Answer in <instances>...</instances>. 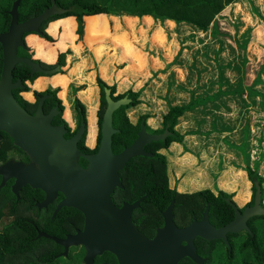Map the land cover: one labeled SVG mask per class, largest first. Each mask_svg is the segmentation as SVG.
Masks as SVG:
<instances>
[{
  "label": "flooded vegetation",
  "instance_id": "af4514ba",
  "mask_svg": "<svg viewBox=\"0 0 264 264\" xmlns=\"http://www.w3.org/2000/svg\"><path fill=\"white\" fill-rule=\"evenodd\" d=\"M53 2L56 7L63 8L62 0H0V81L6 73L9 75V84L16 86L11 89L12 97L29 114H34L40 100L45 98L41 105L42 112L48 115L57 109L51 123L64 127L65 140H71L84 123L76 147L79 152L78 164L87 169L90 163L88 157L98 152L102 138L98 116L100 97L97 108L92 113L86 109L90 105L82 103L77 96L79 89H75L74 104L67 101L68 94H71L67 86L69 77L74 74L73 77L81 78V68L88 59L73 35L78 20L69 16L52 20L57 16L54 15L37 26L38 33L24 34V21L38 16ZM66 8L72 9L71 6ZM63 19L71 24L65 26L64 33L55 46L57 39L54 34L59 31ZM88 32L92 46L108 36L106 32ZM44 42L48 50L40 52L38 43ZM29 43H33L31 51L27 48ZM65 43L73 46L74 54L68 57L65 67L70 69V74L62 76L63 65L60 63L58 48H62ZM98 50L102 55L104 48L99 46ZM29 52L32 57L28 56ZM26 58L44 72L32 73L24 65ZM74 60L78 62L72 66ZM6 65L8 71H5ZM57 69V72H53ZM55 77L58 85L53 84ZM38 80H41L40 83H36ZM83 80L88 85L82 98L91 102L95 92L93 73ZM78 102L82 104L83 110ZM147 118L141 122H144L148 135L161 134L168 128L166 126L163 129V120L160 129L150 128L146 124ZM113 128L117 130L115 134L122 131L120 128ZM159 130L162 132L157 133ZM139 131L140 128L128 147L122 144L116 147L113 144V134L112 154L117 155L129 148L137 139ZM153 144L143 148L152 157L131 158L118 171L117 183L106 182L103 185L106 192L104 196H108L107 206L58 208L66 198V187L61 181L55 180L57 177L31 176L28 172L25 174V183L21 184L22 178L14 175V169L9 167L17 164L26 168L31 159L25 150L14 143L10 134L0 128V264H174L173 236L168 230L163 232L166 227L176 226L182 229L193 221H202L207 204L210 223L215 228L224 226L225 224H220L218 215L209 213L208 202L202 207L204 198L192 199L189 195L194 193L177 191L169 182L168 175H158L154 170L153 173L150 170L148 174H142V167H146L148 163L142 159L153 158ZM160 152L161 150L157 154L161 155ZM152 164L149 163V166H154ZM250 200L242 207L236 205L239 211L251 206L253 203L249 205ZM171 203L173 205L169 209ZM248 220L246 224L250 228ZM238 233L246 237L251 231L241 230ZM226 237L229 246L222 239L207 240L198 235L193 239L197 254L204 260L203 264L229 263L227 254L231 251L232 237L229 233ZM182 243L186 245L185 241ZM178 264L198 263L184 257Z\"/></svg>",
  "mask_w": 264,
  "mask_h": 264
},
{
  "label": "rangeland",
  "instance_id": "374dc122",
  "mask_svg": "<svg viewBox=\"0 0 264 264\" xmlns=\"http://www.w3.org/2000/svg\"><path fill=\"white\" fill-rule=\"evenodd\" d=\"M236 2L240 7L239 13H235V8L233 9L232 7V9L228 11V13L226 12L225 15L219 16V21H217L218 31L221 33V41L223 42L222 45L224 46V49L226 48L225 51L221 54V58L223 62H226L231 58H235L233 60L238 62V58L240 59L242 54L240 51L235 50L237 49L235 48L236 43L242 42V39L239 38L240 35H242L247 29H250V41L243 56L247 59L248 63L246 65L247 68H245L243 82L244 84L249 85L254 80L256 72L258 71V67H260V65L264 63V21L258 20V16H254L252 14V9L254 7L264 17V0H258V2L260 3H257L256 0L250 1V4L248 3V1H244L242 3L241 0H238ZM236 2L234 5L237 4ZM248 17H250V19H248ZM111 21V33H113L112 35H114L116 26H114L113 23L117 22L113 19ZM54 24H56V22ZM70 24V22H66L63 19L60 23L61 32L64 33L65 26H68ZM182 25H179L180 28H182ZM185 26H190V24L185 23ZM96 31H100L102 33L104 32L95 29L94 32ZM139 33H141V31H139ZM56 35L57 34H54L55 37ZM108 36L104 40H102L100 44L92 46V44L90 43L91 40L88 29H86L85 41L87 42L88 46H78L82 48L81 50L83 52L86 53L88 57V63L83 65V67L81 68V78H77V76L73 77L74 74L72 76L70 75L69 77V81L67 82V86L69 87L71 93L68 94L67 97V101L69 102V104H74L72 102L73 98H75L76 96V90H78L81 86H85V88L82 90H85L87 88L88 84L83 80V78L85 79L86 76H88L90 73H93L95 92L93 93L92 100L91 102H88L84 101L83 98L82 100L80 99L85 105L87 103L91 106L86 107L87 110L89 109L90 113L93 112V109L97 108L100 97V90L96 84V76H99L109 86L111 84L113 85L114 82L116 90L115 95L126 92L129 88V85L137 82V85H134L133 90L140 91L141 104L137 108L131 109L128 112L127 117L130 121L134 122L136 120L137 114L143 112L161 115V113L166 111L165 103L158 100L156 101V97H152V95H157L159 94V92L160 94H164L165 90H159L162 83L154 86L152 75H156V71L152 69V65L145 64L146 68L144 69L143 62L142 65L144 70L142 69V71H138L139 67L137 66V59L135 58V56H133L134 62L136 64L135 68H137V71H130L127 67L121 73H123L122 75L126 76L124 78L128 80L119 79L120 71H118L117 69H121L123 63L127 61L123 62L119 54H117L116 52H113V56L105 58L106 54L104 53L103 55H101L100 51L98 50V47L101 45L107 46ZM127 39L131 43L132 38L127 36ZM59 40L60 39H57L55 46H57ZM195 44L196 43L194 42V45ZM38 45L41 49L40 52H47L48 46L45 42L44 44L38 43ZM32 47L33 43H29L27 45V48L30 51ZM229 48L237 52L238 56L231 55L229 53ZM73 49L74 48L70 45V43L63 44L61 48L63 53L65 52V64L63 66L62 76L70 74V69L67 70L65 69V67L68 64V57L70 58L71 55L74 54ZM28 56L32 57L31 52H29ZM198 60L201 61L200 57H198ZM108 61L109 67L105 63ZM76 62L78 61L74 60V64L72 66H75ZM103 62L105 64H102ZM205 67H207L208 70L206 72H201L200 83L201 85L203 84L208 86V82L212 79L211 72L215 74L216 70L213 69V71H209V67ZM150 69H152L153 71H150ZM172 69H174L175 71V83L179 82L184 84L187 70H182L176 68L175 66ZM132 73L136 75L132 77ZM167 75L168 73L160 74L159 79L164 81L166 80ZM214 76L213 78H215ZM237 77L238 74L235 70H231L230 68L223 70V79L229 80L231 84H234V81ZM40 81L41 80H38V82L36 83H40ZM193 81L192 83L191 80L189 81V85H187L188 88H194ZM53 84L58 85V80L56 77L53 80ZM182 88L183 87H179V90L182 91ZM253 88L258 92L264 93V72L260 76V82H258ZM196 92H198L199 94L195 95ZM177 94L178 97H183L180 99V101L175 102V105L188 107V109H186L182 117L179 118L178 123L175 126V130H177L185 138L188 137V134L192 135V138H187L186 144H173L177 145V147H179L180 149L176 146L171 145L168 149H171L170 152H168V150H161L160 154L163 155L166 160V173L168 175L169 182L171 183L173 188H175L177 191L180 190L185 194L197 193L199 191H209L216 194L217 192L221 191L225 195L231 197L230 200L233 201L235 205L242 207L248 197L250 196L251 198L252 196V183L251 180L248 179L245 169H254L257 172V164L255 163L257 161H261L262 157L264 156V154L260 152L257 154V157L255 155L252 159V146L250 144V140L252 139V137L249 134L250 126H253L252 129H254L255 125L257 123L260 124L261 122V119H258V117L262 116V111L257 107V105L261 104L256 103L257 105L254 108H248V110H246V101L249 100L247 94H243L242 97L238 99L235 98V95L232 96V99L231 97L226 98L224 97V95L213 98V93H202V89L199 90V86L196 87V91L190 90L185 94ZM218 99L230 100V102H216V100ZM170 105L171 104H167V107H171ZM68 108L70 109V105ZM199 127L203 131L202 133L200 132V130H196V128L198 129ZM200 137H203L204 140ZM213 139H215L216 141L214 143L215 145H209L208 143L210 141L212 142ZM204 141H206V145L204 144ZM260 146V137H256L253 143L254 152H256V148L258 149V147ZM182 153L184 154V156H187H182ZM209 164H211V166ZM191 170H194V172H191ZM179 175L180 179L183 178L180 182H178V179H176L179 178ZM200 184H202V186H200ZM241 237L243 236L241 233H239L234 239L236 240V242H238Z\"/></svg>",
  "mask_w": 264,
  "mask_h": 264
},
{
  "label": "water",
  "instance_id": "95a60500",
  "mask_svg": "<svg viewBox=\"0 0 264 264\" xmlns=\"http://www.w3.org/2000/svg\"><path fill=\"white\" fill-rule=\"evenodd\" d=\"M70 8H58L52 3L38 16L32 17L24 21V34L38 33L37 26L54 15H61ZM24 65L32 70V73L39 71L44 72L37 64L32 63L29 59H24ZM59 69L53 72H57ZM5 71H8L6 65ZM4 71V72H5ZM9 75H6L0 81V128L6 130L14 143L25 150L30 159L29 165H17L13 167V174L18 175L21 184L25 183V174L28 172L31 176L49 175L54 176L61 181L66 187L64 191L66 198L58 206H72L77 208L98 206L104 207L108 204L107 195L104 196L105 189L103 185L106 182L111 184L117 183V173L124 165L133 157H147L152 155L143 151L144 146L164 142L171 133L166 127L163 133L148 135L145 132L144 122L140 124V131L137 133V139L127 149L121 151L117 155L112 154V137L117 132L113 128V113L121 106L130 103V99L126 96L113 100L110 96V90L104 88V98L106 108L101 122V142L98 152L88 157L89 165L87 169H83L78 164L77 141L84 128V123L80 126L74 137L67 141L64 138V127L54 126L51 123L54 109L50 114L46 115L42 112V102L40 103L34 114H29L15 101L11 95V89L16 86L9 84ZM255 193L253 204L246 206L243 211L229 199H225L232 206L234 217L224 226L215 228L208 219V204L203 213V220L200 222L193 221L190 225L182 229L176 226H168L163 231L168 230L172 234L173 243V261L174 264L184 258L189 257L198 264H203V259L197 254L193 239L198 235L207 240L222 239L226 245L227 233H238L241 230L251 231L246 221L249 218L264 216V207L262 206V187L260 183L254 181ZM77 200H79L77 202ZM82 200V201H80ZM84 203V204H83ZM172 203L169 209L172 207ZM87 215V214H86ZM183 241L186 245H183Z\"/></svg>",
  "mask_w": 264,
  "mask_h": 264
},
{
  "label": "trees",
  "instance_id": "16d2710c",
  "mask_svg": "<svg viewBox=\"0 0 264 264\" xmlns=\"http://www.w3.org/2000/svg\"><path fill=\"white\" fill-rule=\"evenodd\" d=\"M238 0H62V7L66 8L71 6L72 9L53 17L52 20L62 18V17H73L78 20L76 32L73 33L77 39V44L81 47L88 46L85 41L86 29L88 31L101 30L107 34L111 33L112 21L110 16H130V17H142V16H152L155 20H171L176 24L181 25L183 23H189L193 29L200 32H206L209 26L213 29L216 26L217 20L215 19L228 5L235 3ZM235 13H239L238 3L234 5ZM252 14L258 16L262 21L264 17L256 8L253 7ZM149 20L150 18H144ZM250 19V17H248ZM61 28V25H60ZM218 26H216L217 31ZM118 26L114 35L113 40L118 44H121L124 48L126 55L132 53L133 47L128 41L127 37L123 33L118 32ZM250 29H247L239 38L242 42L236 43V48L241 52V58H238L239 65L236 66V72L238 74L235 87H231V90L223 91L221 89L223 72L218 70L219 87L218 90L213 93L212 97H218L221 95L234 96L236 98L242 97L243 94H247L249 101L255 103L254 99L257 97L260 99L261 107L264 110V93L256 91L253 87L260 82V76L264 72V63L258 67L254 80L251 84H244L245 68L247 65V59L244 58L245 50L250 41ZM56 39H60L63 35L61 30L56 33ZM155 35V40L159 42L165 41V35L163 33H158ZM236 35V34H235ZM47 37V35H45ZM102 40H100L101 42ZM98 44V43H96ZM94 44V45H96ZM100 44V43H99ZM93 45V46H94ZM222 47V43L219 45ZM252 48V47H251ZM60 63L64 66L65 52L58 48ZM67 53V52H66ZM137 59L138 70L143 69V58L142 55L134 53ZM35 77V76H34ZM34 77H28V79H34ZM96 84L100 90V106L98 109L99 125L102 121V116L106 108V102L104 98V88L110 90V96L113 100H119L123 97L130 99V103L119 107L113 113V126L122 129L118 134L113 137V144L118 147L123 145L128 147L132 140L135 138V132L140 128V122L145 120L148 116H140L136 124H132L125 111L130 107H134L140 103L138 100L139 92H134L128 89L126 92L115 95V85H107L99 76H96ZM85 86H81L79 90L84 89ZM79 107L83 110L82 104L78 102ZM188 107L181 106H171L169 107L166 114L163 115V129L168 126V131L172 134L163 143L157 142L152 145V153L154 154L152 159H142L147 161L146 167H142V174H148L150 170H154V173L158 175L166 176V160L164 156L158 155L157 152L160 150L168 149L171 144H180L183 141V135L177 132L174 127L177 125L179 118L182 117L185 110ZM125 130V131H123ZM162 130L157 131L161 133ZM124 137V140H120ZM130 137V138H129ZM149 163H153L154 166H149ZM246 175L252 183V196L249 205L253 203L255 187L253 185L254 181L260 183L262 187V192L264 195V178L256 172V170H250L246 168ZM190 198H204L202 201V207L209 203V213L212 215H218L220 218V224L224 225L234 217V211L232 206H230L225 199L231 197L225 195L221 191L214 195L212 192L204 191L197 192L189 195ZM177 200V198H176ZM264 197H262L263 205ZM251 234L247 233L246 237H241L238 242L234 239L239 233H229L231 238V251L228 253L229 263L228 264H264V216L254 217L248 220Z\"/></svg>",
  "mask_w": 264,
  "mask_h": 264
},
{
  "label": "crops",
  "instance_id": "0c3cea01",
  "mask_svg": "<svg viewBox=\"0 0 264 264\" xmlns=\"http://www.w3.org/2000/svg\"><path fill=\"white\" fill-rule=\"evenodd\" d=\"M244 1H248V3L250 1H254V0H241V2L243 3ZM257 3L258 0H256ZM237 3V2H236ZM235 3H231L230 5H228L218 16L215 17V19L217 21H219V16L225 15V13L228 11H230L233 7L234 9V5ZM250 4V3H249ZM242 7V6H241ZM255 16V15H254ZM150 18L149 20H146L144 18ZM110 20H116L117 23H113L114 26H118L119 29V33H123L127 36H129L130 38H132L131 40V46L133 47V51L132 53L126 55V52L124 50V48L122 47V45L117 44L114 40H112V34L110 33L108 36V41H107V46H103L101 45L104 50H102V55L105 53L106 56L105 58H109V56H113V52H116L117 54H119V56L121 57V60L125 63H123L122 68L121 69H117L118 71H120L119 73V79H126L124 77V75H122L123 73H121L125 68H129V70H136L137 68H135L136 64L134 62V58L133 56L135 55L134 53H138L140 55H142L143 58V62H144V69L146 68V65H152V69L154 71H156V75H152V79H153V83L154 86L155 85H159L162 83L161 88L159 90L164 91V94H157V95H152V97H156V101H162L163 103H165V112L160 114H153V113H149V112H143V113H138L136 120L134 122L130 121L132 124H135L139 117L142 115H147L148 118L146 120V124L153 129H160L162 127V116L164 114L167 113L169 107H167V104H171L170 106H174L176 103L180 101V99L183 96L178 97L177 93L180 94H185L187 91H196V87L199 86V90L202 89V93H206V94H212L215 93L218 90L219 87V78H218V70L220 69L222 72L225 69L230 68L231 70H236V66L239 65V62L234 61L233 59L235 58H231L230 60H227L226 62H223L222 58H221V54L225 51L224 46L222 45V47H220V43H223L221 40V33L218 31H216V26H218V24H216V26H213V29L211 28L212 25L209 26V29L206 32H200L198 30H195L192 28V26H185V23H183L182 28H180L179 25H177L174 21L165 19V20H155L152 16H142V17H130V16H110L109 17ZM258 18V17H257ZM258 20H261L260 18H258ZM262 21V20H261ZM177 26V28H176ZM139 31H141V33H139ZM158 33H163V35H165V41L164 42H159L157 40H155V35H159ZM236 34V33H235ZM194 42L196 43L194 45ZM165 43V44H164ZM218 47H216V46ZM236 48V47H235ZM230 51L229 53L231 55H237L238 53L233 51L231 48H229ZM237 50V49H235ZM93 53V52H92ZM94 54V53H93ZM95 55V54H94ZM168 55V56H167ZM96 57V55H95ZM198 57H200L201 61L198 60ZM97 58V57H96ZM102 58V57H101ZM98 59V58H97ZM190 59V61H189ZM120 60V58H119ZM120 62V61H119ZM88 62H86L87 64ZM106 65L109 67V61L105 62ZM104 62L102 64H105ZM100 64V63H99ZM146 64V65H145ZM248 64V63H247ZM204 65V66H203ZM106 66V67H107ZM179 68V69H186L187 73L185 76V83H175L174 80V69H172L173 67ZM209 67V71H213V69H215L216 73H212V79L208 82V86L206 85H201V72H206L208 70L207 67ZM100 67V66H98ZM107 67V68H108ZM135 68V69H133ZM225 68V69H224ZM247 68V66H246ZM143 69V70H144ZM152 69H150V71H153ZM139 71V70H138ZM142 71V70H141ZM166 80L162 81L159 79V75L160 74H167ZM136 74L132 73V77H134ZM215 75V76H214ZM114 76V73H113ZM200 76V79H199ZM213 76L215 78H213ZM194 79V81H193ZM128 80V79H126ZM138 80V79H137ZM136 80V81H137ZM191 80V83L193 81V85L194 88H188L187 85H189V81ZM237 80V78L235 79V81ZM234 81V84L230 83L229 80L227 79H223L222 78V85H221V89L223 91L226 90H231V87H235L236 82ZM137 82H135L132 85H129V88L133 90L134 85ZM85 84V83H82ZM114 84V82H113ZM112 85V84H111ZM137 85V84H136ZM158 87V86H157ZM160 87V86H159ZM179 87H183L182 91L179 90ZM215 87V89H214ZM128 88V89H129ZM205 88V89H203ZM186 90V92H185ZM85 90H80L77 91V96L82 100V93ZM134 92H139V101L140 103L137 104L134 107L128 108L126 109L125 113L126 115H128V112L131 109H135L137 108L140 104H141V100H140V91L135 90ZM199 94L198 92L195 93ZM205 97V96H204ZM226 98L231 97L232 96H224ZM236 98V97H235ZM246 98V97H245ZM238 99V98H236ZM256 99V100H255ZM254 101V105L251 104V102L248 100L246 101L247 106H245V109L248 110V108H254L257 104L256 103H260V99H258L257 97H255ZM216 102H230V100H216ZM87 104V103H86ZM250 106V107H249ZM258 108H260V110L262 111V116L258 117V119H261L260 124H256L255 128H253V126H250V132L249 134L251 135L252 139L250 140V144H251V153H252V159L253 156L262 152L264 154V110L262 109L261 105H257ZM95 110V109H94ZM219 112H220V108H219ZM221 115V114H220ZM223 115V114H222ZM196 130H200V132L202 133L203 131L201 130V128L199 127L198 129L196 128ZM256 137H260L261 140V146L258 147V149L256 148V152H254L253 150V143L254 140L256 139ZM192 138V135L188 134V137H184L183 142L184 144H186L187 140L186 139ZM198 138V137H197ZM201 139H203V137H200ZM218 139V137H217ZM204 140V139H203ZM215 139H213V141L209 142L208 144H213L215 145ZM204 144L206 145V141H204ZM176 146L177 145H173ZM179 148V147H177ZM180 149V148H179ZM171 150V149H170ZM170 150H168V152H170ZM182 156H184V154H181ZM187 156V155H185ZM184 156V157H185ZM187 158V157H186ZM215 163V162H213ZM255 164H257V173L260 174L263 178H264V156L262 157L261 161H257ZM211 166V164H209ZM191 172H194V170H191ZM239 174V172H238ZM179 182L182 181L183 178L180 179V175H179ZM197 180V179H196ZM199 182V181H197ZM264 185V184H263ZM200 186H202V184H200ZM264 197V195H263ZM250 200V196L248 197V199L245 201V203H247ZM263 204H264V200H263Z\"/></svg>",
  "mask_w": 264,
  "mask_h": 264
}]
</instances>
